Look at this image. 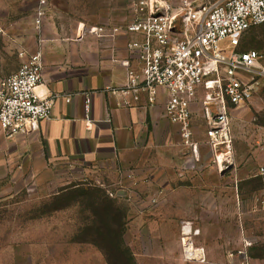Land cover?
<instances>
[{
    "label": "crops",
    "instance_id": "obj_1",
    "mask_svg": "<svg viewBox=\"0 0 264 264\" xmlns=\"http://www.w3.org/2000/svg\"><path fill=\"white\" fill-rule=\"evenodd\" d=\"M135 1L49 0L41 42L39 0H0V78L18 71L22 51L42 50L44 76L36 91L54 96L52 116L41 120L39 130L8 138L0 127V195L32 181L39 197L62 180L61 173L68 174L67 183L93 179L128 206L123 239L135 264H243L242 238L258 223L264 231V186L248 181L258 175L244 164L220 171L211 162L200 101L193 105V125L202 161L182 173L186 148L180 126L165 114L166 98L150 105L143 95L126 106L114 91L126 85L130 68L141 66L130 44L144 34L127 31ZM133 190L141 193V206L131 200ZM184 224L206 249L207 261L182 258Z\"/></svg>",
    "mask_w": 264,
    "mask_h": 264
},
{
    "label": "built area",
    "instance_id": "obj_2",
    "mask_svg": "<svg viewBox=\"0 0 264 264\" xmlns=\"http://www.w3.org/2000/svg\"><path fill=\"white\" fill-rule=\"evenodd\" d=\"M135 6L136 17L127 31L144 34L143 41L130 44L141 66L130 68L126 85L114 91L126 106H135L143 95L150 105L166 98L165 114L180 126L186 148L182 173L201 165V143L194 138L193 125V105L200 101L211 162L220 171L234 167L233 111L253 98L256 80L264 76V53L242 50L241 45L248 31L264 24V0H136ZM48 10L49 0H39L35 27L41 42ZM20 55L25 60L18 71L0 78V127L8 138L39 130L41 120L52 116L54 104V96L36 91L44 76L42 50ZM90 102L88 97L87 109ZM257 175L264 179V166ZM127 177L136 181L133 172ZM185 226L182 258L207 261L206 249L194 243Z\"/></svg>",
    "mask_w": 264,
    "mask_h": 264
},
{
    "label": "rangeland",
    "instance_id": "obj_3",
    "mask_svg": "<svg viewBox=\"0 0 264 264\" xmlns=\"http://www.w3.org/2000/svg\"><path fill=\"white\" fill-rule=\"evenodd\" d=\"M241 49L264 53V24L247 32ZM233 114L236 155H240L236 164L257 175L264 166V76L257 78L253 98ZM57 177L62 180L40 191L39 197L32 181L19 192L13 189L0 195V264H104V258L109 260L95 243L102 241L101 236L118 233L122 224L125 229L128 206L119 201L117 191L100 181L76 178L67 183L68 174ZM248 181L264 186L260 176ZM76 184L80 186L71 188ZM140 194L133 190L131 200L141 206ZM249 194L255 196L251 190ZM259 226L242 238L246 251L242 255L249 264H264V231Z\"/></svg>",
    "mask_w": 264,
    "mask_h": 264
},
{
    "label": "trees",
    "instance_id": "obj_4",
    "mask_svg": "<svg viewBox=\"0 0 264 264\" xmlns=\"http://www.w3.org/2000/svg\"><path fill=\"white\" fill-rule=\"evenodd\" d=\"M123 231L124 228L122 224L118 233H112V236L109 235L108 238L106 236H101L102 241L95 243L102 249L106 257H109V260L107 259L109 264H135L133 255L125 245Z\"/></svg>",
    "mask_w": 264,
    "mask_h": 264
}]
</instances>
